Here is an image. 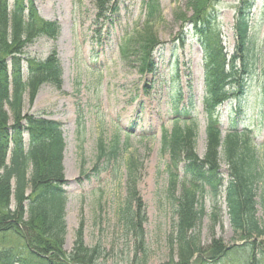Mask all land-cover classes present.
I'll return each instance as SVG.
<instances>
[{
  "label": "rangeland",
  "instance_id": "rangeland-1",
  "mask_svg": "<svg viewBox=\"0 0 264 264\" xmlns=\"http://www.w3.org/2000/svg\"><path fill=\"white\" fill-rule=\"evenodd\" d=\"M147 1L122 0L116 6L117 12L102 20L96 18L95 0H32L41 21L54 24L58 32L54 38L33 33L22 50L30 60L43 61L53 55L58 62L59 80L38 86L32 98L27 90L20 115L60 124L66 193L63 250L71 253L75 233L81 229L84 246L99 252V264H139L132 262L134 236L120 225L118 217L126 200L130 164L134 167L136 196L144 205L145 223L141 228L147 246L146 264L170 261L172 254L166 238L171 230L172 212L165 171L169 155L159 139L164 132L169 136L174 127L181 131L192 127L195 154L198 158L204 157L207 142L203 68L209 62H216L223 64L228 72L227 63L235 48L233 21L240 0H220L214 6L219 14L216 28L221 36L223 57H215L214 61V57L205 55L190 40L177 51L176 62L170 56L169 44L179 33L182 19L192 16L187 0H150L149 5L158 9V14L149 13ZM7 2L12 5V0ZM147 19L155 23L147 26ZM147 35L164 44L160 55L154 56L156 75H143L135 59L122 53L128 41ZM250 39L248 63L252 74L246 83L244 127L240 126L237 131H246L248 148L262 170L263 181L257 186L260 192L255 208L256 218L264 227V205L260 197L264 191V0H255ZM139 46L136 43L133 48L138 50ZM176 76L184 101L192 97L193 122L173 124L168 107L172 79ZM227 106L219 108L221 139L228 129ZM5 111L11 124L12 117L6 108ZM22 136L26 152L29 139L26 132ZM100 153L97 171L92 173ZM9 156L8 152L6 164ZM218 158L219 174L226 179L227 165L222 149ZM177 174L176 196L183 188L192 187L181 170ZM224 198L222 187L218 188L215 198L207 188L200 192L198 200L204 208L198 241L201 247L206 249L214 242L225 247L255 244L263 248L264 237L241 239L233 233Z\"/></svg>",
  "mask_w": 264,
  "mask_h": 264
},
{
  "label": "trees",
  "instance_id": "trees-1",
  "mask_svg": "<svg viewBox=\"0 0 264 264\" xmlns=\"http://www.w3.org/2000/svg\"><path fill=\"white\" fill-rule=\"evenodd\" d=\"M7 1L0 0V264H99V252L84 246L81 229L75 233L71 253L63 250L66 194L61 165L64 145L60 124L20 115L22 98L27 90L32 98L38 86L54 84L60 76V68L53 55L46 60L35 61L24 57L22 50L33 33L36 36L45 33L54 38L58 28L41 21L32 0H12L11 6ZM120 1L95 0L96 18H111L117 12L116 6ZM219 1L187 0L192 16L188 19L183 17L179 33L170 41V56L174 60L176 52L190 40L198 44L205 55L214 57V61L215 57H223L221 36L216 28L219 14L214 8ZM149 4L150 0L145 4L150 8L149 13L158 14L159 10ZM254 6L255 0H240L236 10L233 21L235 48L227 63L228 72L223 64L216 62H209L203 68L202 102L207 142L204 157L201 159L195 154L192 127L184 131L174 127L169 136L164 132L160 139L169 155L165 171L172 218L166 243L172 255L167 264H264V247L250 244L235 248L213 242L211 247L203 249L198 242L204 216V208L198 199L205 188L209 189L212 198L217 196L218 188H224L233 233L241 239L258 240L264 237V227L256 218L255 208L263 181L262 170L256 156L248 148L249 141L244 137L246 131H237L240 126L244 127L246 83L252 74L248 55ZM154 23L152 19L145 21L147 26ZM136 43L140 44L138 50L133 48ZM126 44L122 50L124 57L130 55L135 59L143 75H156L154 56L160 55L164 44L149 35ZM176 79L177 76L172 79L168 107L173 124L193 122L195 107L192 97L184 101ZM225 104L228 105L225 115L228 129L221 139L218 115L219 108ZM5 108L12 117L11 124H8ZM24 132L29 139L26 152L22 141ZM221 149L227 165L226 179L219 174ZM115 151L114 148L112 157ZM8 152L10 160L6 164ZM101 158L102 153L90 172L97 171ZM132 168V164L127 168L126 200L118 217L120 225L134 236L132 262L146 264L147 246L141 228L145 223L144 205L135 193ZM180 170L192 187L183 188L176 196L177 173ZM84 177L87 179L88 174ZM27 190L30 191L28 195ZM260 197L264 205L263 190Z\"/></svg>",
  "mask_w": 264,
  "mask_h": 264
}]
</instances>
